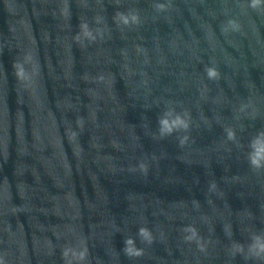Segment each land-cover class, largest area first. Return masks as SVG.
<instances>
[{
  "label": "water",
  "instance_id": "1",
  "mask_svg": "<svg viewBox=\"0 0 264 264\" xmlns=\"http://www.w3.org/2000/svg\"><path fill=\"white\" fill-rule=\"evenodd\" d=\"M17 60L36 73L31 83L17 80ZM185 111L189 129L161 137L159 119ZM257 138L264 9L248 0H0L6 264H65L62 250L84 244L86 259L70 252L71 264H264L250 249L254 237L264 242V167L249 160ZM190 225L203 250L185 240ZM129 237L142 255H126Z\"/></svg>",
  "mask_w": 264,
  "mask_h": 264
},
{
  "label": "clouds",
  "instance_id": "2",
  "mask_svg": "<svg viewBox=\"0 0 264 264\" xmlns=\"http://www.w3.org/2000/svg\"><path fill=\"white\" fill-rule=\"evenodd\" d=\"M156 9L159 11H163L167 8V5L165 3H157L155 5ZM248 7L253 10H260L264 9V0H248ZM116 17L119 19V22L128 25L130 23H139V16L137 14H132L129 18V15L123 13V12H117ZM228 25L231 27L232 30H239L241 25L236 20H229ZM83 36L89 39L90 41H94L96 39V36L92 33V31L88 28L87 23H83L80 25ZM228 30V27L225 28V31ZM76 39H80V33L77 34ZM25 60L30 63L31 56L30 54L25 55ZM13 69H14V75L16 76L18 81L25 82V85L31 83L33 81V76L36 74L34 71L32 72H26L23 64L20 61H14L13 62ZM205 73L207 77L211 80H218L220 78V72L218 68L214 65H209L205 68ZM77 124L82 128L83 127V119H78ZM160 124V135L161 137L171 134L173 131L183 129L187 131L190 127V114L185 111V114L179 115L177 114L173 119L168 118V114L166 113L163 117L159 119ZM228 131V139L234 140L235 139V132L233 130H227ZM73 137H77V133L75 131H72ZM189 137L185 135L180 139V145L183 146L187 141ZM252 148L254 151L249 154V160L250 164L253 168L259 169L261 167H264V164H262V161H264V141H261L259 138L254 140L251 143ZM142 170H145V166L143 164L140 165ZM215 188V184L213 183L211 185V189ZM184 231L190 233V235H187L185 237V240L192 241L196 240L198 243V246L201 250L204 249V244L200 243V238L198 237L197 229L193 226H188L184 229ZM138 235L147 243L151 244L153 242V235L149 228L147 227H141L138 230ZM236 251H243L242 245H236L235 246ZM250 249H254V254L256 256H260L261 254H264V242L261 241L260 237L256 236L254 237V243L250 245ZM124 252L129 257H138L143 254V249L138 248L135 246V241L133 238L129 237L124 241ZM72 252L74 256H77L79 261H84L88 255V249L87 246L84 244V247L78 252H73L71 248L65 247L62 250V257L65 260V264H71L70 261L67 260V257L69 253ZM0 264H6V261L4 260L3 256H0Z\"/></svg>",
  "mask_w": 264,
  "mask_h": 264
}]
</instances>
